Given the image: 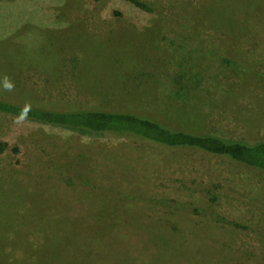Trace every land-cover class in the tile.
Segmentation results:
<instances>
[{
  "label": "rangeland",
  "instance_id": "374dc122",
  "mask_svg": "<svg viewBox=\"0 0 264 264\" xmlns=\"http://www.w3.org/2000/svg\"><path fill=\"white\" fill-rule=\"evenodd\" d=\"M0 0V99L264 140V0ZM0 264H264V171L0 112Z\"/></svg>",
  "mask_w": 264,
  "mask_h": 264
},
{
  "label": "trees",
  "instance_id": "16d2710c",
  "mask_svg": "<svg viewBox=\"0 0 264 264\" xmlns=\"http://www.w3.org/2000/svg\"><path fill=\"white\" fill-rule=\"evenodd\" d=\"M128 1L143 11H151L143 0ZM0 112L64 128L80 135L113 134L138 138L169 148L198 149L225 156L237 163L264 171V140L243 142L212 134H198L170 127L156 118L131 111H109L96 108L49 109L0 99Z\"/></svg>",
  "mask_w": 264,
  "mask_h": 264
}]
</instances>
